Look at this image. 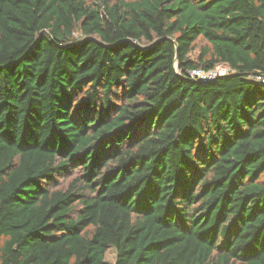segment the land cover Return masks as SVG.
<instances>
[{"label":"trees","instance_id":"16d2710c","mask_svg":"<svg viewBox=\"0 0 264 264\" xmlns=\"http://www.w3.org/2000/svg\"><path fill=\"white\" fill-rule=\"evenodd\" d=\"M263 70L264 0H0V264H264Z\"/></svg>","mask_w":264,"mask_h":264},{"label":"built area","instance_id":"2783aa9c","mask_svg":"<svg viewBox=\"0 0 264 264\" xmlns=\"http://www.w3.org/2000/svg\"><path fill=\"white\" fill-rule=\"evenodd\" d=\"M232 72L233 69L230 67L229 64L221 63L208 71L202 69H194L190 72V76L193 78L212 81L220 75L230 74ZM251 79L264 84V70L253 74L251 76Z\"/></svg>","mask_w":264,"mask_h":264},{"label":"rangeland","instance_id":"374dc122","mask_svg":"<svg viewBox=\"0 0 264 264\" xmlns=\"http://www.w3.org/2000/svg\"><path fill=\"white\" fill-rule=\"evenodd\" d=\"M90 1H95V0H90ZM204 45H205V43L203 42V40H199L197 42L196 47L194 49V52L191 56L193 59H197V57H198L199 53H201V49L203 48ZM71 179H72V176H64V177L57 178V180L55 182L56 187L66 186ZM116 256H117V254H116L115 248L111 247L108 250V252L106 253V261L113 263L116 260Z\"/></svg>","mask_w":264,"mask_h":264},{"label":"water","instance_id":"95a60500","mask_svg":"<svg viewBox=\"0 0 264 264\" xmlns=\"http://www.w3.org/2000/svg\"><path fill=\"white\" fill-rule=\"evenodd\" d=\"M205 82H210L209 80H204Z\"/></svg>","mask_w":264,"mask_h":264}]
</instances>
